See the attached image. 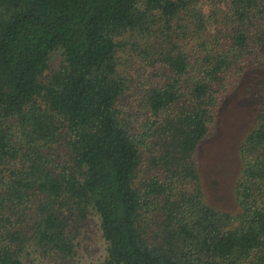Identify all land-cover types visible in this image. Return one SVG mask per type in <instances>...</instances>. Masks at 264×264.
<instances>
[{
    "label": "trees",
    "instance_id": "obj_1",
    "mask_svg": "<svg viewBox=\"0 0 264 264\" xmlns=\"http://www.w3.org/2000/svg\"><path fill=\"white\" fill-rule=\"evenodd\" d=\"M130 58L153 71L138 93ZM263 59L264 0H0V264H70L91 216L103 264H264V100L235 212L205 202L198 162Z\"/></svg>",
    "mask_w": 264,
    "mask_h": 264
},
{
    "label": "rangeland",
    "instance_id": "obj_2",
    "mask_svg": "<svg viewBox=\"0 0 264 264\" xmlns=\"http://www.w3.org/2000/svg\"><path fill=\"white\" fill-rule=\"evenodd\" d=\"M61 57L58 52L53 54L50 61L53 70L58 68ZM124 69L137 93L154 78L152 69L135 59L130 58ZM238 79L241 80L239 87L226 95L214 130L201 145L198 155L205 202L213 208L230 212H235L238 206L234 190L241 170L239 146L256 123L257 107L264 100V59L262 65L248 67ZM125 104L132 111L138 105L135 97L132 99L131 96ZM51 152L56 160L64 157L63 144L56 146ZM75 243L77 252L70 264H103L106 245L100 234L97 217L91 216L80 228ZM30 251L23 258L26 264H57L40 259L38 254Z\"/></svg>",
    "mask_w": 264,
    "mask_h": 264
}]
</instances>
